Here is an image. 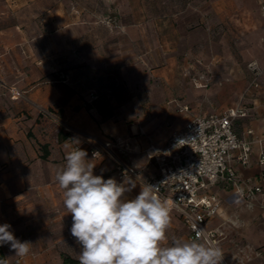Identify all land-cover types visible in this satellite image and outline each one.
<instances>
[{
	"label": "crops",
	"instance_id": "crops-1",
	"mask_svg": "<svg viewBox=\"0 0 264 264\" xmlns=\"http://www.w3.org/2000/svg\"><path fill=\"white\" fill-rule=\"evenodd\" d=\"M225 29L236 37L242 58L262 69L263 92L247 101L250 114L237 124L239 131L252 129L255 140L250 165L237 168L245 179L263 171L257 163L264 148V14L258 0H0V81L22 91L13 100L0 87V225L10 224L17 239L31 243L25 256L1 246L7 264H79L72 216L55 179L66 155L79 135L113 138L128 146L126 159L141 177L154 176L146 147H163L191 117L172 131L152 130L142 109L174 113L175 105L151 95L155 80L146 89L134 81L138 61L154 65L162 60L164 65L147 74L162 70L169 91L184 93L187 89L175 83L182 61L198 58L204 45H230ZM225 53L237 57L235 51ZM115 75L125 80L122 89L96 81ZM80 149L95 165L94 175L111 176L103 156ZM133 181L136 187L127 199L144 185ZM212 191L221 205L206 229L215 231L211 244L221 249V264H264V195L240 201L232 183H218ZM170 214L184 227L186 239L187 228Z\"/></svg>",
	"mask_w": 264,
	"mask_h": 264
},
{
	"label": "built area",
	"instance_id": "built-area-1",
	"mask_svg": "<svg viewBox=\"0 0 264 264\" xmlns=\"http://www.w3.org/2000/svg\"><path fill=\"white\" fill-rule=\"evenodd\" d=\"M258 2L264 14V0ZM247 69L253 77L250 86L257 85L262 69L256 61L248 62ZM0 87L8 92L10 99L22 96V91L14 85L0 81ZM180 110H187V106ZM249 114L250 107L240 98L217 112L192 116L181 129L171 133L163 147L148 144L145 156L156 174L144 179L125 157L128 146L117 140L79 135L80 141L74 148L84 147L91 157L103 156L110 160L119 180L128 177L159 187V195L167 201L170 213L176 214L187 228L185 240L204 239L213 243L215 231L207 230L206 224L218 214L221 205L220 198L212 191L214 185L232 183L236 188L235 197L240 201H253L258 195H264L262 146L257 163L263 171L245 179L237 172L238 167L249 166L252 160L253 131L250 128L239 131L237 125Z\"/></svg>",
	"mask_w": 264,
	"mask_h": 264
},
{
	"label": "clouds",
	"instance_id": "clouds-1",
	"mask_svg": "<svg viewBox=\"0 0 264 264\" xmlns=\"http://www.w3.org/2000/svg\"><path fill=\"white\" fill-rule=\"evenodd\" d=\"M86 157L84 150H72L55 176L72 216L71 235L81 248L79 264H221V249L205 240L173 237L164 243L171 209L159 187L144 184L135 198L127 199L136 183L128 177L118 182L94 175L95 165ZM10 229L8 223L0 225V246L27 255L31 243L20 241Z\"/></svg>",
	"mask_w": 264,
	"mask_h": 264
},
{
	"label": "rangeland",
	"instance_id": "rangeland-1",
	"mask_svg": "<svg viewBox=\"0 0 264 264\" xmlns=\"http://www.w3.org/2000/svg\"><path fill=\"white\" fill-rule=\"evenodd\" d=\"M179 1L180 0H178V4ZM222 34H224L225 40L231 42L230 45L226 43L216 46L207 44L204 45L203 53L198 55V58L190 56L182 61L183 73L175 77V83L180 86L182 85V88L187 89V92L185 91L184 93L174 90H170L172 92L169 91V86L166 85V79L162 70L155 71V73L150 76L147 74L152 69L160 68L164 65L162 60L155 62H160L161 65L158 67L157 65L154 66L155 63L154 65H151L148 64L147 61L145 63L142 60L138 61L140 74L138 79L134 78V81L137 82L142 89H146L148 86L147 83H152L153 80H155L158 86H150L151 95L156 99L162 98L165 102L172 100L171 103L175 105L174 113L170 108H168V111L167 109L163 111L151 108L142 109L143 113L146 114L147 121L152 123V130L159 133L164 130L172 131L174 130V127L177 126V123H183L186 119L194 115L217 112L226 105H229L234 101L236 102L240 98H242L245 101V104L250 107V104L247 101L250 99H258L260 97L263 92V90L260 89V77L256 80L257 85L252 84V86H250L253 77L247 69L248 60L242 58L236 48V44L233 42L236 37L226 29ZM227 50H231L232 52L235 51V56L237 57L232 58L229 55H226L225 52ZM96 78L98 84L103 86L112 82V84L116 85L118 89H122V87H124L123 83L125 84V80L116 75L106 78L98 76ZM144 92L145 95H147V91L144 90ZM141 93L142 92H140V94ZM184 105L187 106V110L181 111L180 107ZM151 110H153V114L150 115L149 112ZM136 118L137 116H132L130 117V120L135 121ZM107 139L113 140V138ZM125 157L127 158V156ZM103 162L110 165V167H105L107 168L106 173L111 175L109 178H115L118 182H123L124 179L119 180L116 177L110 160L104 158ZM145 175L146 174L142 175L143 179L145 178ZM130 179L136 180L133 178ZM184 230V227L179 221L171 218L170 227L166 233L169 239L164 243H170L171 238L173 237L183 239Z\"/></svg>",
	"mask_w": 264,
	"mask_h": 264
},
{
	"label": "trees",
	"instance_id": "trees-1",
	"mask_svg": "<svg viewBox=\"0 0 264 264\" xmlns=\"http://www.w3.org/2000/svg\"><path fill=\"white\" fill-rule=\"evenodd\" d=\"M0 264H7L6 259H5V255L3 253L1 246H0Z\"/></svg>",
	"mask_w": 264,
	"mask_h": 264
}]
</instances>
